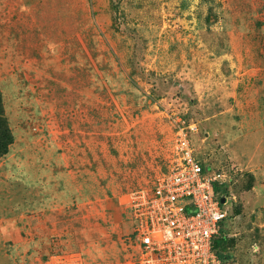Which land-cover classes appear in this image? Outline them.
Segmentation results:
<instances>
[{
	"label": "rangeland",
	"instance_id": "rangeland-1",
	"mask_svg": "<svg viewBox=\"0 0 264 264\" xmlns=\"http://www.w3.org/2000/svg\"><path fill=\"white\" fill-rule=\"evenodd\" d=\"M0 99V264H136L183 132L264 264V0H0Z\"/></svg>",
	"mask_w": 264,
	"mask_h": 264
},
{
	"label": "built area",
	"instance_id": "built-area-1",
	"mask_svg": "<svg viewBox=\"0 0 264 264\" xmlns=\"http://www.w3.org/2000/svg\"><path fill=\"white\" fill-rule=\"evenodd\" d=\"M185 137L170 169L133 195L136 264H224L215 247L231 207L215 189L223 175L205 169Z\"/></svg>",
	"mask_w": 264,
	"mask_h": 264
},
{
	"label": "trees",
	"instance_id": "trees-1",
	"mask_svg": "<svg viewBox=\"0 0 264 264\" xmlns=\"http://www.w3.org/2000/svg\"><path fill=\"white\" fill-rule=\"evenodd\" d=\"M1 101V99H0ZM9 140V132H8V126L6 124H4V118L1 115V105H0V148L2 147V145H4V143L6 144V141ZM1 151V150H0ZM203 165V163H202ZM203 167L205 168V166L203 165ZM219 185H216L215 189L218 190ZM225 228H221L220 233L218 234V236L215 239V247L217 250V253L219 255V257L222 259V261L224 262L227 258V254L224 252V248H226V244H227V240H228V234L224 231Z\"/></svg>",
	"mask_w": 264,
	"mask_h": 264
},
{
	"label": "water",
	"instance_id": "water-1",
	"mask_svg": "<svg viewBox=\"0 0 264 264\" xmlns=\"http://www.w3.org/2000/svg\"><path fill=\"white\" fill-rule=\"evenodd\" d=\"M225 201V197H222V202H224Z\"/></svg>",
	"mask_w": 264,
	"mask_h": 264
}]
</instances>
